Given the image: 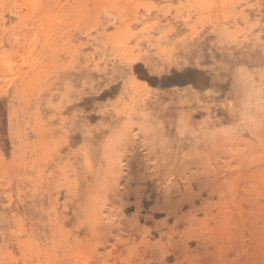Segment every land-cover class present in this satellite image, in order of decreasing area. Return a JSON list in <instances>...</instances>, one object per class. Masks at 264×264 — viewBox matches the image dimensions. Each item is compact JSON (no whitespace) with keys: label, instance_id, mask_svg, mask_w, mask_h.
I'll return each mask as SVG.
<instances>
[{"label":"rangeland","instance_id":"rangeland-1","mask_svg":"<svg viewBox=\"0 0 264 264\" xmlns=\"http://www.w3.org/2000/svg\"><path fill=\"white\" fill-rule=\"evenodd\" d=\"M0 264H264V0H0Z\"/></svg>","mask_w":264,"mask_h":264},{"label":"bare ground","instance_id":"bare-ground-1","mask_svg":"<svg viewBox=\"0 0 264 264\" xmlns=\"http://www.w3.org/2000/svg\"><path fill=\"white\" fill-rule=\"evenodd\" d=\"M108 55H109V54H108ZM261 91H262V90H261ZM244 94H245V92H244ZM206 95H208V94L206 93ZM208 96H210V95H208ZM204 97H205V96H204ZM228 98H229V97H228ZM228 98H227V99H228ZM224 99H226V98H224ZM253 99H254V98H253ZM220 100H221V99H220ZM224 101H225V100H224ZM207 102H208V101H207ZM238 102H239V101L236 102L235 99H231V98L228 99V102H227V103H228V108H229L230 112H232V110H233L234 108H236V103H238ZM221 103L224 104L223 101H222ZM227 103H226V104H227ZM240 103H241V102H240ZM253 103H254V102H253ZM207 105H208V104H207ZM237 105H238V104H237ZM251 105H252V104H251ZM219 106H220V104H219ZM224 106H225V105H224ZM220 107H221V106H220ZM225 107H226V106H225ZM238 107H239V106H238ZM226 108H227V107H226ZM244 108H245V107H244ZM246 108H247V107H246ZM246 108H245V109H246ZM252 108H253V107H252ZM223 110H224V109H223ZM227 110H228V109H227ZM249 110H251V109H249ZM242 111H243V110H241V112H242ZM230 112H229V113H230ZM245 112H246V111H245ZM254 112H256V111H254ZM241 114H242V113H241ZM239 116H240V115H239ZM241 118H242V117H241ZM190 121L193 122L192 120H190ZM190 121H189V122H190ZM192 125H193V124H192ZM110 129H111V128H110ZM199 153H200V152H199ZM201 154H202V153H201ZM133 158H134V157H133ZM185 159H186V156H185ZM132 161H134V160H131V163H132ZM178 161H179V160H178ZM184 162H185V161H184ZM187 162H188V161H187ZM131 163H130V164H131ZM136 163H139V165L141 164L140 161H139V162H136ZM136 163H135V164H136ZM195 163H196V162H195ZM203 163H204V162H203ZM132 164H133V163H132ZM135 164H134V165H135ZM174 164H175V163H174ZM139 165H138V168H139ZM141 165H142V164H141ZM185 165H186V163H185ZM131 166H132V165H131ZM86 167H87V166H86ZM86 167H85V168H86ZM141 167H142V166H141ZM184 167H187V166H184ZM82 168H83V167H82ZM134 168H135V167H134ZM134 168H133V169H134ZM164 168H165V167H164ZM135 169H136V168H135ZM139 169H140V168H139ZM183 169H184V168H183ZM200 169H201V168H200ZM167 170H168V169H167ZM178 170H179V169H178ZM178 170H177V171H178ZM181 170H182V169H181ZM191 170H192V169H191ZM137 171H138V170H137ZM145 171H146V170H145ZM179 172H180V171H179ZM181 172H182V171H181ZM181 172H180V173H181ZM184 172H186V171H184ZM208 172H209V171H208ZM189 173H190V172H189ZM163 175H164V174H163ZM164 176H165V175H164ZM155 177H156V176H155ZM134 179H135V178H134ZM156 179H157V178H156ZM162 180H163V179H162ZM201 180H202V178H201ZM163 182L165 183L164 180H163ZM164 183H163V184H164ZM196 183H198V182H196ZM174 184H175V183H174ZM191 186H192V185H191ZM167 188H168V187H167ZM199 188H200V187H199ZM77 200H79V199L77 198Z\"/></svg>","mask_w":264,"mask_h":264}]
</instances>
